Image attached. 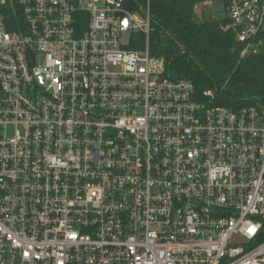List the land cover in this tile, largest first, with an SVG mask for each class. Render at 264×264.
<instances>
[{"label": "built area", "instance_id": "built-area-1", "mask_svg": "<svg viewBox=\"0 0 264 264\" xmlns=\"http://www.w3.org/2000/svg\"><path fill=\"white\" fill-rule=\"evenodd\" d=\"M222 1L264 54V0ZM150 30L148 0H0V264H264V106L170 79Z\"/></svg>", "mask_w": 264, "mask_h": 264}, {"label": "trees", "instance_id": "trees-1", "mask_svg": "<svg viewBox=\"0 0 264 264\" xmlns=\"http://www.w3.org/2000/svg\"><path fill=\"white\" fill-rule=\"evenodd\" d=\"M207 1L220 4L224 13L222 0H148L150 55L164 58L170 79L190 81L198 95L214 92V105L234 111L264 106V54L240 59L242 45L220 29L224 19L197 15L195 6ZM146 4L123 0L132 13H141ZM135 40L129 48L143 50L144 37Z\"/></svg>", "mask_w": 264, "mask_h": 264}, {"label": "rangeland", "instance_id": "rangeland-1", "mask_svg": "<svg viewBox=\"0 0 264 264\" xmlns=\"http://www.w3.org/2000/svg\"><path fill=\"white\" fill-rule=\"evenodd\" d=\"M221 5L214 3L212 5H204L202 7H200L198 9L197 15H199L200 17L203 16H207L209 18L211 17H215V16H221L224 17V13L223 11H221Z\"/></svg>", "mask_w": 264, "mask_h": 264}]
</instances>
